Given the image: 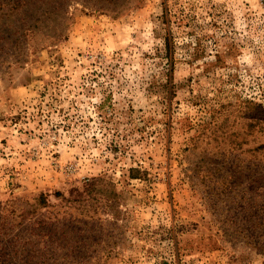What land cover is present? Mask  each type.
<instances>
[{"label":"rangeland","instance_id":"374dc122","mask_svg":"<svg viewBox=\"0 0 264 264\" xmlns=\"http://www.w3.org/2000/svg\"><path fill=\"white\" fill-rule=\"evenodd\" d=\"M89 236L91 264H264V0L2 17L0 264Z\"/></svg>","mask_w":264,"mask_h":264},{"label":"trees","instance_id":"16d2710c","mask_svg":"<svg viewBox=\"0 0 264 264\" xmlns=\"http://www.w3.org/2000/svg\"><path fill=\"white\" fill-rule=\"evenodd\" d=\"M30 1L31 0H28V1H26V0H0V21H1L2 17H4V15L7 16V17H11L14 14V12H15L16 9H18L20 6H23L24 4H26V3L30 2ZM6 6H9V7H6ZM37 20L38 19H36L35 22ZM33 25H35V24L32 23L31 25H29L28 28L32 27ZM99 231H100L99 229H95V232L96 233H98ZM102 237H95V238H93L92 236H89V237H86V238H83V239H79L77 237L75 239V241H74L75 244L72 245V248L73 249H72V251H70V252H72L70 264H78V262H80V261H82V263H84V264H91L92 263L91 261L94 258L92 257V255L86 256V253L95 244H98V243L103 242L104 240L102 239ZM62 247H65V246L63 245ZM78 249H80L79 252H77V254L75 256H73V253H75ZM56 250H58V252H59V249L58 248H56ZM83 250L86 251V253H83L82 254V251ZM69 256L70 255L64 257L65 260L67 258H69ZM95 260L97 262V259L96 258H95ZM62 264H66V261H64Z\"/></svg>","mask_w":264,"mask_h":264}]
</instances>
